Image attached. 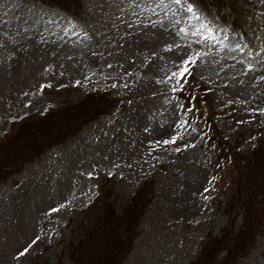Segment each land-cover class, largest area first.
<instances>
[{
	"label": "rangeland",
	"instance_id": "1",
	"mask_svg": "<svg viewBox=\"0 0 264 264\" xmlns=\"http://www.w3.org/2000/svg\"><path fill=\"white\" fill-rule=\"evenodd\" d=\"M194 1L0 0V264H264V0Z\"/></svg>",
	"mask_w": 264,
	"mask_h": 264
},
{
	"label": "snow or ice",
	"instance_id": "2",
	"mask_svg": "<svg viewBox=\"0 0 264 264\" xmlns=\"http://www.w3.org/2000/svg\"><path fill=\"white\" fill-rule=\"evenodd\" d=\"M179 2V0H178ZM198 60V54L197 56L188 59L185 64L183 65L182 69L179 70L176 74L174 75H179L181 79H183L189 72H190V66ZM58 211V209L56 210Z\"/></svg>",
	"mask_w": 264,
	"mask_h": 264
}]
</instances>
